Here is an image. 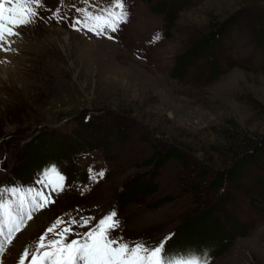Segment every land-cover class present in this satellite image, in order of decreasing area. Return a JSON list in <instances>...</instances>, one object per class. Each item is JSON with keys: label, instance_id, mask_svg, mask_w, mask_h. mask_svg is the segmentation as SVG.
I'll list each match as a JSON object with an SVG mask.
<instances>
[{"label": "rangeland", "instance_id": "obj_1", "mask_svg": "<svg viewBox=\"0 0 264 264\" xmlns=\"http://www.w3.org/2000/svg\"><path fill=\"white\" fill-rule=\"evenodd\" d=\"M164 1L125 0L127 20L111 36L110 29L96 35L83 23L71 25L83 21L77 9L99 13L112 0H42L35 22L11 38L14 51L0 52V189L18 185L21 193L4 192L2 199L28 202L40 192L18 181L35 152L28 144L86 134L78 165L94 174L104 172L102 164L110 170L65 187L0 259L19 260L18 252L31 251L58 218L81 221L71 227L82 234L117 204L113 237L155 244L172 234V248L206 249L211 264H264V0ZM170 12V35L161 37L157 30ZM245 143L257 162L231 176L233 151ZM173 146L182 157L152 159ZM39 166H28L26 182ZM137 177L156 183L155 190L120 200Z\"/></svg>", "mask_w": 264, "mask_h": 264}, {"label": "snow or ice", "instance_id": "obj_2", "mask_svg": "<svg viewBox=\"0 0 264 264\" xmlns=\"http://www.w3.org/2000/svg\"><path fill=\"white\" fill-rule=\"evenodd\" d=\"M42 6V0H0V52L14 51L11 38L19 37L18 29L35 22L39 15L37 9ZM77 11L85 14L83 21L77 20L71 27L83 23L84 27L96 35L105 34L109 29L117 31L119 25L126 22L128 15L125 0H112L110 7L100 13L94 14L86 9ZM158 39L157 34L154 40ZM43 175L54 190H63L60 182L65 177L55 165L45 169ZM97 175L102 177L104 173L101 171ZM18 191L16 187L0 189V255L7 251L16 234L33 218V214L49 202L41 192H37L28 202L23 198L14 203L2 199L4 192L16 194ZM79 223L81 221L75 219L65 222L58 218L38 238L31 251L27 247L23 250L19 264H211V256L206 249L167 248L166 244L172 234L155 244L141 241L131 245L111 236V231L119 227L115 210L101 218L91 230L84 234L76 233L78 239L69 241L68 237L74 231L71 224ZM83 223H91V220L86 219ZM61 224L67 226L57 231Z\"/></svg>", "mask_w": 264, "mask_h": 264}, {"label": "trees", "instance_id": "obj_3", "mask_svg": "<svg viewBox=\"0 0 264 264\" xmlns=\"http://www.w3.org/2000/svg\"><path fill=\"white\" fill-rule=\"evenodd\" d=\"M165 2H167V0L164 1V3ZM164 6L166 7V3H165ZM228 19L225 20V22L222 23L219 26L220 28H219L218 31L214 30V31H216L218 33L216 35V37L219 36L220 33L223 32L221 29L227 23ZM212 34H211L212 36L208 35V37L206 38V41L209 40L212 37H215V35H214L215 32L212 31ZM209 36H211V37H209ZM261 43L264 44V31L262 32ZM230 137H232V140L235 143H238V144L240 143V142L237 141V137H236L235 134L232 135V136L230 135ZM226 141H227V137H226ZM247 146H248L249 149L251 148L249 145H247V143H245V145H241V150H239L238 147H236V148L234 147L235 149L233 151L234 154H233V157H232V158L235 159L233 161V166H232L233 167V171H230V173L227 172L231 176L234 175V174L239 173L240 171H242L243 168L245 166H247L248 163L253 164V163L257 162V158H255L253 156V153H250V151L247 150L248 149V148H246ZM260 146L261 145H257L256 147L258 148ZM252 147L255 148V146H253V145H252ZM32 148H34V147H32ZM244 148H246V149H244ZM259 152L262 153L263 149L260 150ZM241 153H244L245 156H241ZM173 156H175V157L176 156H179V157L183 156V154L180 151H178V148L176 146H173L172 148H170L167 153H159L158 151H155L152 159H157L159 162H162V161H165V160H167L169 158H172ZM224 178H225V175H223L222 173H218L216 175V181L217 182H221L222 179H224ZM156 186H157L156 183H153L151 181L145 182L144 180H140L139 177H137L136 180H133V181L130 182V184H129V186L127 188H125L124 190L121 191V193L119 194V199L120 200H125V199L132 198L134 195L137 196L138 193H140L142 190H144L146 188H148L150 190H155ZM203 214H204L203 216H205V215L209 214V211L207 210ZM199 223L200 222H197L195 224L199 225Z\"/></svg>", "mask_w": 264, "mask_h": 264}, {"label": "bare ground", "instance_id": "obj_4", "mask_svg": "<svg viewBox=\"0 0 264 264\" xmlns=\"http://www.w3.org/2000/svg\"><path fill=\"white\" fill-rule=\"evenodd\" d=\"M65 37H66V38H65L66 41H67L68 44L70 45V43H71V41H72V37H71V35L68 34V35H66ZM12 41H13V42H12V43H13V44H12V47H14V46H15V43H16V40L12 39ZM67 42L63 41V43H64V47H65V45L67 44ZM80 44H81V43H80ZM80 44H79V45H80ZM0 56L3 57V55H0ZM17 250H18V249H17ZM19 250H20V249H19ZM11 252H12V251L9 250L8 255L10 254V256H11V255H15V253H16V251L14 252V254H12Z\"/></svg>", "mask_w": 264, "mask_h": 264}]
</instances>
